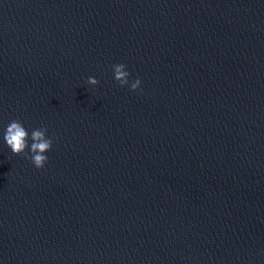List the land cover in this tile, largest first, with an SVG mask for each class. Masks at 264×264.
Here are the masks:
<instances>
[{
  "label": "water",
  "instance_id": "95a60500",
  "mask_svg": "<svg viewBox=\"0 0 264 264\" xmlns=\"http://www.w3.org/2000/svg\"><path fill=\"white\" fill-rule=\"evenodd\" d=\"M0 264H264V0H0Z\"/></svg>",
  "mask_w": 264,
  "mask_h": 264
},
{
  "label": "clouds",
  "instance_id": "9594fccd",
  "mask_svg": "<svg viewBox=\"0 0 264 264\" xmlns=\"http://www.w3.org/2000/svg\"><path fill=\"white\" fill-rule=\"evenodd\" d=\"M126 67L127 66L122 63L112 66L114 79L121 87L129 85L130 73L126 70ZM88 83L95 86L99 83V81L94 77H89ZM140 86L141 80L139 78L130 84L132 91H142ZM47 131L46 127L34 129L29 136L28 131L20 121L12 120L6 127L4 140L6 141V145L10 148L12 154L25 155L26 158L31 160L37 169H42L48 160L45 153L50 151L53 145V140L46 136ZM29 139L32 141L30 146L28 143ZM26 149H30V154L26 152Z\"/></svg>",
  "mask_w": 264,
  "mask_h": 264
}]
</instances>
